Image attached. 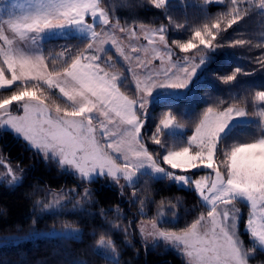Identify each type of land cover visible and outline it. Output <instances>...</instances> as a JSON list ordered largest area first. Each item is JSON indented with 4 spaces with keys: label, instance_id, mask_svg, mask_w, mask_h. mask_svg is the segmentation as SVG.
Instances as JSON below:
<instances>
[{
    "label": "snow or ice",
    "instance_id": "1",
    "mask_svg": "<svg viewBox=\"0 0 264 264\" xmlns=\"http://www.w3.org/2000/svg\"><path fill=\"white\" fill-rule=\"evenodd\" d=\"M102 2L29 0L26 7L10 2L0 8V41H3L0 90L10 92L8 95L0 93V131L13 132L30 149L42 154L45 162H55L82 181L91 183L110 178L119 184L123 179L134 186L139 176L149 175L192 188L207 209L206 215L201 213L179 231H169L161 227L168 221L159 209L157 216L147 222L151 230L146 231L145 222H141L144 240L151 238L154 246L163 241L178 249L186 264H250L257 254L264 255V91L255 93L254 101L260 104H253L251 111L246 107L228 106L222 110L219 105L208 107L186 140H177V131L184 125L173 112L165 113L149 137L159 148L155 154L145 146L142 136L151 103L180 95L179 90L191 91L200 78L198 72L206 71L210 54L220 48L247 43L237 39L224 44L218 39L221 33L248 15V9L240 7L243 0H228L227 12L196 27L186 42L173 41L181 52L192 51V56H185L181 63L172 61L167 27L161 25L152 29L151 34L144 32L150 45L158 41L166 50L167 64L153 48L155 58L161 60L160 68H150L152 61L142 59L137 46H131L130 53L125 52L116 31L130 37L137 33L128 25L121 26L118 20L113 23L114 17L101 6ZM148 2L157 9H164L167 15L169 0ZM256 6L264 11V0H258ZM169 22L172 23L170 17ZM139 27L145 28L144 25ZM176 27L184 28L185 25L177 24ZM69 32L85 38L86 48L65 60L61 68L50 69L40 47L41 41ZM29 41L36 46L31 51ZM106 44H111L129 64L127 71L133 73L136 81L132 95L121 91L126 80L123 73L109 74L102 67V62L109 67L113 65L110 55L102 61L101 53L107 55ZM143 51L147 53L148 50ZM197 58L199 63L195 62ZM133 59L136 61L134 67L131 65ZM258 62L264 65V59ZM241 71L236 68L231 75L219 79L229 84ZM110 125H117V130H111ZM241 127L254 129L250 134L251 142L238 134L237 129ZM170 140L175 143L170 145ZM0 166L6 167L12 176L10 186L20 181L21 177L14 175L2 158ZM204 169L211 171L193 179ZM90 195L86 189L84 199ZM237 203H246L253 210L245 226L250 234L248 246L238 231L241 213L236 208ZM78 206L79 201L73 208ZM66 207L64 196L57 195L44 203L41 210L59 213ZM64 228L78 231L70 223ZM18 238L0 237V242ZM98 243L115 253L111 240L105 241L101 236ZM113 264H118L115 257Z\"/></svg>",
    "mask_w": 264,
    "mask_h": 264
},
{
    "label": "trees",
    "instance_id": "2",
    "mask_svg": "<svg viewBox=\"0 0 264 264\" xmlns=\"http://www.w3.org/2000/svg\"><path fill=\"white\" fill-rule=\"evenodd\" d=\"M257 4L258 0L241 3L242 9H248V15L221 33L222 39L218 37L224 44L237 39L247 43L217 49L210 54L206 71L198 74L200 78L190 93L177 99H162L150 107L142 128L144 143L150 152L155 154L159 151L149 137L162 116L169 111L186 128L183 135H177V140H186L193 134L195 123L208 107L219 105L221 110L228 106L246 107L251 111L253 104L259 106L260 102L254 101V97L256 92L264 91V65L258 62L264 59V11ZM101 6L114 17L112 22L118 20L121 26L128 25L133 29L140 25L167 27L172 56L179 61H183L185 56L191 57L192 51L181 52L173 41L186 42L196 27L215 20L229 10L228 0L223 3L169 0L167 15L164 9L155 8L148 0H103ZM177 24L185 27L177 28ZM87 43L85 38L78 36L45 39L42 42L45 61L50 69L61 68L65 60L86 48ZM108 55L112 56L113 65H103L123 73L126 80L121 91L132 95L135 85L130 72L113 50L108 51L102 61H106ZM236 68L242 71L235 81L225 84L219 79L231 75ZM0 93L10 94L3 90ZM253 131L252 127L237 129L247 142H251ZM173 143L169 141L170 145ZM0 158L4 165L13 169L14 175L21 177L18 183L10 186L12 176L7 173L6 167L0 166V237H19L0 244V264H113V257L118 264H186L185 257L175 249L162 244L150 247L137 227L141 220L155 218L159 209L163 210L168 221L161 227L169 231H179L201 213L206 214L207 209L192 188L149 175H141L134 186L127 184L124 187L109 183L107 178L91 183L82 181L55 162H45L42 154L30 149L21 137L11 131H0ZM205 173L201 171L193 178L198 179ZM86 189L91 194L88 199H84ZM57 195H63L67 204L63 212L42 211L43 204ZM77 201L79 206L73 208ZM237 204L243 209L239 228L248 246L250 235L245 226L250 208L245 203ZM66 223L78 227L80 235L51 233L53 229L64 230ZM33 231L48 233L26 238ZM101 236L105 241L114 243L115 253L110 249L107 254L98 250Z\"/></svg>",
    "mask_w": 264,
    "mask_h": 264
},
{
    "label": "crops",
    "instance_id": "3",
    "mask_svg": "<svg viewBox=\"0 0 264 264\" xmlns=\"http://www.w3.org/2000/svg\"><path fill=\"white\" fill-rule=\"evenodd\" d=\"M10 2H14V3H17V4H22L24 5L25 7L27 6L29 0H0V8H3L5 5L9 4ZM5 19L7 18L6 16L4 17ZM134 31H136L137 35L135 37H130L128 34L126 33H120L118 30L116 31V35L119 36V37H122V40L121 42H119L121 44V46L124 48L125 52L126 53H130L131 52V46H137L138 48H140L141 46V51L138 53V55L141 56L142 59H145V60H151L152 63L151 65H149L150 68H160L161 67V64L159 63L160 59H157L155 58V53H153V50L150 49V44L148 43V40L145 39L144 34L140 35V31H143V30H140V28H136V29H133ZM97 31H100V28H97ZM149 34H151V32L147 31ZM123 35V36H122ZM10 38L11 37V34H9ZM73 36H78V37H81L79 34H76V33H66L65 35H57L56 38H65V37H73ZM45 39H49V38H45ZM44 39V40H45ZM42 40L41 41V44H40V47L43 51V48H42V42L44 41ZM143 42V43H142ZM158 41L156 43V45H158ZM17 44H19V40L17 39ZM160 45V44H159ZM158 45V46H159ZM0 46H3V41H0ZM152 46V45H151ZM161 46V45H160ZM36 46L35 45H32L31 42L29 41L28 42V49L31 51L32 49H34ZM105 49H106V52L110 51V50H113L116 55H117V58L118 60H120L121 63H123L127 69L129 68V64L124 62L123 61V58L119 56V54L116 52L115 48L110 44V45H105L104 46ZM143 47V48H142ZM147 49V53H145L143 50L144 49ZM87 54V53H85ZM44 55V53H43ZM133 56L137 55V54H132ZM101 56H102V60L103 58L105 57V54L104 53H101ZM2 59V58H1ZM173 61V60H172ZM46 62V61H45ZM164 62L165 64H167V57L165 55V58H164ZM174 62V61H173ZM136 64V61L133 59L131 61V65L134 67ZM102 67L105 68V71H108L109 74H114V73H120L118 71H112L108 68H106L103 63H102ZM135 71L137 73L140 72L139 69H135ZM130 75H131V78H132V82L133 84L136 86V81H135V78L133 76V73L130 72ZM58 91V90H57ZM102 119V118H101ZM117 126V125H116Z\"/></svg>",
    "mask_w": 264,
    "mask_h": 264
},
{
    "label": "rangeland",
    "instance_id": "4",
    "mask_svg": "<svg viewBox=\"0 0 264 264\" xmlns=\"http://www.w3.org/2000/svg\"><path fill=\"white\" fill-rule=\"evenodd\" d=\"M207 1H209V2H214V3H223L225 0H207ZM244 2H246V0H243V2L242 3H244ZM138 28H140V27H138ZM152 29H156V28H149V27H145L144 29H143V31H140V35H142V34H144V32H147V31H149V32H151V30ZM141 30V29H140ZM123 36V35H122ZM116 37H117V40H118V42H121V40H122V37H119V36H117L116 35ZM144 37V36H143ZM56 38V37H55ZM66 38V37H65ZM143 43V42H142ZM106 45H110V44H106ZM158 45H159V43H158ZM158 45H156V44H154V45H150V49H152L153 50V48H155V49H157L159 52H160V54H161V56H163L164 58H165V55H166V50L162 47V46H158ZM140 48H141V46H140ZM143 48V47H142ZM153 53H155L154 51H153ZM172 60L174 61V62H177V63H181V62H183V61H179V60H177V59H175L173 56H172ZM196 63H199V59L197 58L196 59V61H195ZM159 63L161 64V60L159 61ZM198 74H199V72H198ZM10 77V76H9ZM57 93H58V91L57 90H55ZM180 91V95H177V96H174V97H166V98H163V99H177V98H180V97H183V96H186L187 94H188V92L190 93V91H188L187 89H185V90H179ZM160 100H162V99H160ZM160 100H158V101H160ZM158 101H156V102H158ZM156 102H154V103H156ZM15 103V102H14ZM154 103H151L149 106H148V111H149V109H150V107L154 104ZM14 114H16V113H14ZM20 114H22V112L20 113ZM148 114V113H147ZM110 127V129L111 130H113V131H116L117 130V126L116 125H110L109 126ZM185 131H186V128L185 127H183V129H181V130H178L177 131V135H183L184 133H185ZM163 166V165H162ZM165 167H167V166H165ZM64 170V169H63ZM70 171V170H69ZM175 171H177V172H179L180 170H175ZM202 171H205V172H210L211 170H208V169H204V170H202ZM78 176V175H77ZM194 179V178H193ZM107 181H109V183H114V184H117V183H115V182H113L110 178H107L106 179ZM88 182V181H87ZM117 185H119L120 187H124L125 185H127V182L125 181V180H123V179H121L120 181H119V184H117ZM180 186V185H179ZM246 204V203H245ZM249 206V208H250V212H252L253 210L251 209V207H250V205H248ZM236 208L237 209H239L240 210V213H241V215H240V219H239V222H238V231L240 232V222H241V219H242V213H243V209H242V207L241 206H239L238 204H236ZM249 212V213H250ZM206 215V214H205ZM249 215V214H248ZM257 220H258V222H259V217H257ZM149 220H141L140 222H139V225H138V231H139V234H140V236L142 237V239L144 240V238H143V236L141 235V232H140V227H141V222H145V225H146V231H149V230H151V226H150V224H148L147 222H148ZM74 229H78V231L77 232H70V231H68V230H66V229H64V230H54V231H52L51 233L52 234H65V235H73V236H79L80 235V229L78 228V227H73ZM247 232V231H246ZM48 232H40V231H33L32 232V234L30 235V236H27L26 238H29V237H31V236H34V237H36V236H39V235H43V234H47ZM248 233V232H247ZM250 235V234H249ZM241 239H242V237H241ZM243 240V239H242ZM13 241H17V240H13ZM145 241V240H144ZM150 247H153L154 246V242H153V240L151 239V238H148V240L147 241H145ZM2 242H0V244H1ZM157 244H162V245H165L166 247H168V248H170V249H175V250H177L178 252H180L181 253V251H179L178 249H176V248H174V247H172V246H170V245H167L165 242H163V241H160V242H158ZM98 250L101 252V253H103V254H107L108 253V251H109V249L106 247V246H104V245H100L99 246V248H98ZM182 254V253H181ZM183 255V254H182ZM250 264H264V256H259L258 254H257V258L255 259V260H253V261H250Z\"/></svg>",
    "mask_w": 264,
    "mask_h": 264
}]
</instances>
